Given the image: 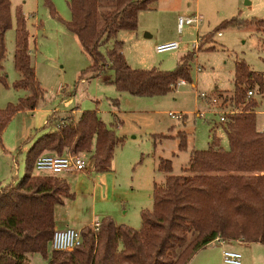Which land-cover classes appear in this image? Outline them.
<instances>
[{
	"label": "trees",
	"instance_id": "obj_1",
	"mask_svg": "<svg viewBox=\"0 0 264 264\" xmlns=\"http://www.w3.org/2000/svg\"><path fill=\"white\" fill-rule=\"evenodd\" d=\"M154 2L67 0L70 18L66 21L52 0H43L51 16L65 25L89 56L91 63L83 74L97 76L110 67L116 89L137 96L164 95L180 80L190 81V62L199 48L198 44L181 54L171 70L132 68L127 63L117 32L135 30L139 12L149 10ZM10 7V0H0V84L5 87L8 83L1 62L6 53L4 34L12 27ZM14 20L13 64L22 77L13 87L27 89L29 94L0 109V135L16 112L34 109L43 98L31 63L26 17L20 8L15 10ZM224 25H253L264 30V16L231 17L217 28ZM203 39L206 36L200 41ZM254 93H264V75L237 60L231 95H216L219 106L228 100L229 107H234L221 108L223 120L219 121L227 147L212 136L206 148L189 151L187 164L177 175L170 174V159L158 158L155 169L164 173V179L153 183L152 207L141 209L140 229L103 216L97 230L91 225L80 229L81 243L72 252L51 247L54 209L73 196L70 186L57 173L34 174L35 160L46 151L81 154L93 146L94 167L104 170L124 140L102 121L96 109L83 110L78 117L72 109L63 116L53 111L26 152L23 175L15 182L0 184V264H29L27 254L33 252L47 258L49 264H186L215 239L264 245V129L256 127ZM175 136L177 149L185 150L186 133L179 130Z\"/></svg>",
	"mask_w": 264,
	"mask_h": 264
},
{
	"label": "rangeland",
	"instance_id": "obj_2",
	"mask_svg": "<svg viewBox=\"0 0 264 264\" xmlns=\"http://www.w3.org/2000/svg\"><path fill=\"white\" fill-rule=\"evenodd\" d=\"M10 1L12 27L4 34L6 53L1 62L8 87L0 84V109L29 94L27 89L13 87L22 77L13 64L17 8L26 17L31 63L43 98L37 111L16 112L0 135V184L15 182L23 175L26 152L53 111L63 116L73 108L78 117L83 110L96 109L102 121L124 140L114 150L109 169L102 171L94 167L92 146L90 151L81 153L85 161L82 172L57 173L67 181L73 196L56 205L54 213L68 220L67 227L76 230L81 229L86 218L101 219L102 209L117 211V224L140 229L141 209L152 207L153 183L164 179V173L155 169L158 158L170 159V174L177 175L186 166L189 151L206 148L212 136L219 138L220 146L227 147L218 111L234 107H229L228 100L219 106L220 98L216 99V95L224 93L226 98L231 95L234 63L241 59L251 70L264 75V30L253 25L217 28L231 17L240 20L263 17L264 0H155L134 31L119 30L116 37L123 41L124 57L132 68L171 70L181 54L191 50L193 43L199 44L190 62V81L177 83L170 92L159 96L118 91L112 83L114 70L110 67L97 76L89 72L83 74L91 63L89 56L65 25L51 16L43 0ZM52 2L61 18L69 20L67 0ZM161 15L165 17L163 21ZM177 15H196L200 20L196 26L183 25L178 31ZM145 33L151 36L145 37ZM166 36L177 41V47L155 52V44ZM203 36L206 39L200 41ZM201 93L209 99L201 98ZM210 98H215L216 102L212 103ZM252 98L256 101L255 111H259L255 115L256 127L260 128L264 122V93H254ZM179 130L186 133L185 150L177 149L175 135ZM33 173L51 174L35 169ZM101 176H105L102 183L108 186L104 193H101L104 189L100 185ZM96 184L98 190L93 199ZM123 207L127 209L126 214L122 212ZM229 242L226 246L239 251L240 264H264V245ZM195 256L188 264H195L198 255ZM27 258L29 264H49L40 253H28ZM214 258L215 264H225L220 255L215 254Z\"/></svg>",
	"mask_w": 264,
	"mask_h": 264
},
{
	"label": "built area",
	"instance_id": "obj_3",
	"mask_svg": "<svg viewBox=\"0 0 264 264\" xmlns=\"http://www.w3.org/2000/svg\"><path fill=\"white\" fill-rule=\"evenodd\" d=\"M200 18L196 15L194 16H178L176 18V26L178 30L183 25L193 24L196 26ZM178 42L175 40H169L155 44V52L160 53L167 50L175 49ZM193 48H196L195 43L192 44ZM178 83L183 84L184 81L180 80ZM251 95V91H247V96ZM203 99L204 94L199 95ZM212 103H215V98H210ZM218 119L223 120V111H218ZM174 118L179 119L180 116L174 115ZM85 168V161L80 153H70L68 151L62 154H56L52 151H46L41 153L35 160L34 169L38 171H48L53 174L60 173L62 171H83ZM99 222H94L91 227L97 230ZM81 243L80 230H76L71 227H65L61 229H55L51 238V247L53 250L72 252ZM241 255L238 251L224 249L221 252V259L225 264H240Z\"/></svg>",
	"mask_w": 264,
	"mask_h": 264
},
{
	"label": "crops",
	"instance_id": "obj_4",
	"mask_svg": "<svg viewBox=\"0 0 264 264\" xmlns=\"http://www.w3.org/2000/svg\"><path fill=\"white\" fill-rule=\"evenodd\" d=\"M148 10H146V11H140L139 12V14H138V25L140 24V19H142L143 17H145V13L147 12ZM166 12H169V13H173L172 11H169V10H166ZM163 15H161V20L163 21L164 19H165V17H162ZM179 15H177L176 16V18L178 17ZM172 20H173V17H172ZM158 22H160V20L158 21ZM175 26H176V23H175ZM176 28H177V26H176ZM182 28V27H181ZM177 30H178V28H177ZM132 31H134V30H132ZM179 31V30H178ZM120 32V31H119ZM118 32V33H119ZM217 34H219V32H217ZM148 36H151V35H149V34H147V33H145V37H148ZM169 38H171L170 36H166V37H162L161 38V40H163V41H161V42H165V41H169ZM121 51H122V53H124L123 52V49H121ZM123 55H125V53L123 54ZM126 56V55H125ZM36 109H38V107H35L34 109H32L31 111H37ZM71 110V109H70ZM220 112H221V110H219ZM72 112H73V114H74V116H76V113H75V109H73L72 108ZM257 112H259V111H255V115H256V113ZM219 114V113H218ZM14 116V115H13ZM255 122H256V118H255ZM258 128V127H257ZM259 129H264V122L261 124V127L259 128ZM117 148V147H116ZM115 148V149H116ZM112 162H113V158H112V161H111V164H110V166L109 167H107L106 169H109L111 166H112ZM106 169H104V170H106ZM104 170H102V171H104ZM97 171V170H96ZM66 172H69V173H77V172H82V171H77V172H72V171H66ZM98 173V172H97ZM96 176V175H95ZM101 182H100V185H102V187L104 188V189H102L101 190V193H104L106 190H107V188H108V186L106 187V186H104V184L102 183V182H104V181H102L103 179H105V176H101ZM98 188V184H96V186L95 187H93V191H92V196H93V199L94 198H96V197H94L95 195H96V191L98 190L97 189ZM123 210H122V212L123 213H127V209H125V207H123L122 208ZM100 212H103V213H99V214H104L103 216H111L113 219H114V221L115 222H117V211L114 213L113 211H111V210H108V209H102V211H100ZM118 214L119 215H121V213L120 212H118ZM92 215H93V213H92ZM95 216H97V215H95ZM102 216V217H103ZM101 217V218H102ZM54 218H55V229H61V228H65V227H67V225L66 224H68V220L67 221H64V220H62V219H60L57 215H56V213H54ZM94 218V217H93ZM88 219V218H86V219H84V221H83V223H81V228L83 227V226H85V225H91V224H93L94 222H99V220L98 219ZM65 223V224H64ZM62 224V225H61ZM234 242H236L237 244H242V243H248V242H243V241H240V240H234ZM226 245H230V242L228 241H223V240H218V239H215V240H213V241H211L210 243H208L207 245H205V246H203L202 248H200L199 250H197L195 253H194V256L192 257V258H190V260L188 261V262H190L194 257H196L195 255H198L197 257V260H196V262H195V264H215V258H214V255L216 254V256L217 255H220L221 256V252H222V250H224V249H229V250H235V249H232V248H230V247H228V246H226ZM208 250H215V251H213V252H208ZM235 251H237V250H235ZM239 252V251H238ZM199 253V254H198ZM222 260V259H221ZM188 262L186 263V264H188ZM223 262V261H222Z\"/></svg>",
	"mask_w": 264,
	"mask_h": 264
}]
</instances>
